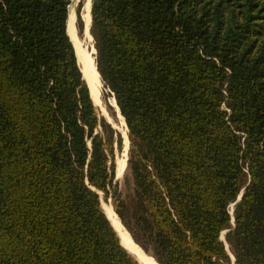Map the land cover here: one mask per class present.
I'll list each match as a JSON object with an SVG mask.
<instances>
[{
  "label": "trees",
  "instance_id": "16d2710c",
  "mask_svg": "<svg viewBox=\"0 0 264 264\" xmlns=\"http://www.w3.org/2000/svg\"><path fill=\"white\" fill-rule=\"evenodd\" d=\"M69 3L0 0V264H139L101 197L155 264H264V0H92L126 198Z\"/></svg>",
  "mask_w": 264,
  "mask_h": 264
},
{
  "label": "bare ground",
  "instance_id": "6f19581e",
  "mask_svg": "<svg viewBox=\"0 0 264 264\" xmlns=\"http://www.w3.org/2000/svg\"><path fill=\"white\" fill-rule=\"evenodd\" d=\"M90 4H91V0L85 1L84 10H83V14H82V18L84 21V32H85V34L89 33V25H90V19H91ZM73 22H74V20L72 19V16H70V18L68 19V32H69V35H70L72 41L74 40L73 41L74 48H75L74 50H75V54H76L79 66L81 68L80 70L82 72L83 78L86 81L87 86L90 88V93L94 99V102L97 103L96 95L99 93L100 85L102 84V83L100 84L101 78L99 79V76H98L99 73L97 72L94 59L89 56L87 51L86 52L83 51L80 48V44L78 43V41L73 38V32L70 31V29L73 28ZM91 52L93 54V52H94L93 47H92ZM110 104L112 105V107L115 110V113H116L115 119H117V120H114L112 124L115 127H117L118 130L122 133L125 145L128 147V144H127L128 140L126 137V129H125L126 126H125L124 120L118 111V108H117L118 106L116 107V102L114 101V99H110ZM124 161L121 158H117V168H116L117 176H120L122 174V172L126 169L123 167L124 163L126 162V161L125 162ZM106 211H107L108 217L110 218V220L114 226L112 224L111 225L116 230V232H118V236L121 239L122 246H124L126 249L131 250L132 252H134V254H137L138 257L140 258L141 262H143L144 264H155L154 261L152 260L153 257H151V254L145 253V252L143 253V251L139 248L141 250L140 251L135 246V244L131 240V238L124 232V230H123L117 216L114 214V211L112 210V208L110 206H106Z\"/></svg>",
  "mask_w": 264,
  "mask_h": 264
},
{
  "label": "rangeland",
  "instance_id": "374dc122",
  "mask_svg": "<svg viewBox=\"0 0 264 264\" xmlns=\"http://www.w3.org/2000/svg\"><path fill=\"white\" fill-rule=\"evenodd\" d=\"M85 1L86 0H70V3L68 5V9H69L68 19L70 18V16H72V19L74 20L73 28L70 29V31L73 32V38L78 41V43L80 44V48L85 52L87 51L89 56L91 58H93L95 61L96 51L93 54L91 52L92 47H94L93 37H92L90 32L87 34H85V32H84V21L82 18V14H83V10H84ZM78 20H80L82 22V29L81 30L78 28V24L80 23V21L78 22ZM90 22H91V19H90ZM89 26H91V24ZM89 31H90V27H89ZM69 37H70V35H69ZM70 39H71V37H70ZM71 41H72V39H71ZM73 41H72V43H73ZM73 46H74V44H73ZM77 62H78V60H77ZM78 65H79V63H78ZM101 83L102 84L100 85L99 93L96 95L97 103L94 102V99H93L91 93H89V94L91 95L90 97L93 100L92 102H93L94 106L97 108L100 115H103L106 118V120H108V122H110L112 124L114 120H117V119H115V116H116L115 110L112 107V105L110 104V99H113V95H112V93H110L109 89L104 86V82L102 81ZM89 92H90V88H89ZM112 126L117 131H119L118 128L115 127L113 124H112ZM125 129H126V127H125ZM120 135L122 137V146H121L120 150H116V152H115V180L119 183L118 187H119L120 193L122 194V196L124 198H126L129 195L131 184H130V178H129V170H128V166L126 164L127 160H128V159H126L127 158V146L125 145L123 135L121 132H120ZM126 137H127V131H126ZM117 158H121V159H123V161L124 160L126 161V162L124 161L125 163L123 165V167L126 169L122 172V174L118 177V179H116ZM100 200H101V204L103 207L108 205V206H111L112 209H114L113 204H112L113 201H112L111 197H109L107 200H104L103 197H101ZM104 201H105V203H104ZM113 211H115V210H113Z\"/></svg>",
  "mask_w": 264,
  "mask_h": 264
},
{
  "label": "water",
  "instance_id": "95a60500",
  "mask_svg": "<svg viewBox=\"0 0 264 264\" xmlns=\"http://www.w3.org/2000/svg\"><path fill=\"white\" fill-rule=\"evenodd\" d=\"M91 7H92V0H91V4H90V14H91ZM90 24H91V22H90ZM90 27V26H89ZM94 48V47H93ZM93 53H95V48H94V52ZM100 74V73H99ZM83 76V75H82ZM100 77H101V75H100ZM84 79V78H83ZM101 79H102V77H101ZM103 81V80H102ZM86 82V81H85ZM113 99H114V101H115V98L113 97ZM116 102V101H115ZM117 105V104H116ZM118 111H119V113H120V110H119V108H118ZM121 114V113H120ZM123 117V116H122ZM124 119V118H123ZM124 122H125V120H124ZM125 126H126V123H125ZM126 131H127V126H126ZM127 140H128V147H127V158L126 159H128V150H129V139H128V135H127ZM127 164V163H126ZM118 177L119 176H117V174H116V179H118ZM109 220V219H108ZM112 226V225H111ZM113 227V226H112ZM114 229V228H113ZM115 230V229H114ZM115 232H116V230H115ZM116 234H117V236H118V232H116ZM118 238H119V242H120V244H121V239H120V237L118 236ZM222 238H223V236H222ZM122 245V244H121ZM124 247V246H123ZM125 248V247H124ZM126 249V248H125ZM130 254H132L134 257H135V259L139 262V264H144L143 262H141V260H140V258L138 257V255L137 254H134V252H132L131 250H129V249H126ZM153 257V256H152ZM159 264V263H158Z\"/></svg>",
  "mask_w": 264,
  "mask_h": 264
}]
</instances>
